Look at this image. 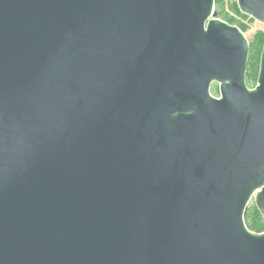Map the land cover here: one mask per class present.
<instances>
[{
    "label": "water",
    "instance_id": "water-1",
    "mask_svg": "<svg viewBox=\"0 0 264 264\" xmlns=\"http://www.w3.org/2000/svg\"><path fill=\"white\" fill-rule=\"evenodd\" d=\"M264 24V0H237ZM214 0H0V264H264V45ZM218 84L219 97L210 93Z\"/></svg>",
    "mask_w": 264,
    "mask_h": 264
},
{
    "label": "trees",
    "instance_id": "trees-1",
    "mask_svg": "<svg viewBox=\"0 0 264 264\" xmlns=\"http://www.w3.org/2000/svg\"><path fill=\"white\" fill-rule=\"evenodd\" d=\"M214 10L221 21L230 26L237 27L242 33L248 30V24H245L244 21H248L249 23L254 21L249 16L240 12L237 0H214ZM263 45L264 35L258 37L255 44L249 45L245 81L251 79L256 83ZM244 222L246 228L252 233L260 234L264 231V218L260 215L254 204L248 205L246 208Z\"/></svg>",
    "mask_w": 264,
    "mask_h": 264
},
{
    "label": "rangeland",
    "instance_id": "rangeland-1",
    "mask_svg": "<svg viewBox=\"0 0 264 264\" xmlns=\"http://www.w3.org/2000/svg\"><path fill=\"white\" fill-rule=\"evenodd\" d=\"M216 18L219 19L218 17H216ZM244 22H245V24H248V30L246 32H243L242 35L249 45L255 44L256 39L258 37L264 35V24H261L255 20L252 23H249L248 21H244ZM246 75H247V73H246ZM245 84H246V87L248 90H253L255 85H256V83L254 81H252L251 79L245 81ZM210 93L213 97H216V98L219 97V89H218L217 83L211 84ZM252 204H253V202L251 201L249 206Z\"/></svg>",
    "mask_w": 264,
    "mask_h": 264
},
{
    "label": "built area",
    "instance_id": "built-area-1",
    "mask_svg": "<svg viewBox=\"0 0 264 264\" xmlns=\"http://www.w3.org/2000/svg\"><path fill=\"white\" fill-rule=\"evenodd\" d=\"M264 232V231H263Z\"/></svg>",
    "mask_w": 264,
    "mask_h": 264
}]
</instances>
